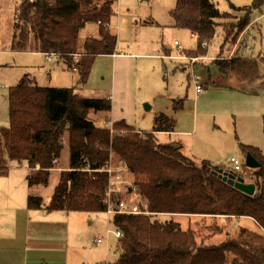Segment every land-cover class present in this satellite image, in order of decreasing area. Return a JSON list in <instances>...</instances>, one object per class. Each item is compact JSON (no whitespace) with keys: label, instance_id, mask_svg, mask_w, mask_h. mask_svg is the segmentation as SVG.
<instances>
[{"label":"trees","instance_id":"1","mask_svg":"<svg viewBox=\"0 0 264 264\" xmlns=\"http://www.w3.org/2000/svg\"><path fill=\"white\" fill-rule=\"evenodd\" d=\"M21 1L9 45L1 50L49 54V58L44 57H56L67 70L78 74L76 85L71 87L39 86L24 76L9 88V123L0 128V176L7 174L6 158L19 165L27 163V208L105 214L109 174L104 170L125 167L132 179L128 193L134 190L152 214L113 216V227L122 233L115 242L113 264H264V153L238 141L244 157L251 155L259 167L249 168L243 161L240 171L235 172L228 165H213L208 160L197 165L179 147L160 143L158 133L175 131L177 119L173 115L159 113L149 131L136 130L123 119L110 122V126L94 125L88 118L90 111L109 112L111 98L106 93L84 97L80 92L94 59L115 53L117 38L109 25L117 0ZM258 5V1L243 9L231 5L244 15L229 23L231 38L225 40H231L235 50L216 62L222 77L234 76L251 84L262 79L264 53L244 55L245 40L241 37L237 42L251 22V10ZM226 15L213 0H176L170 11L174 28L196 36L197 46L188 52L194 57L206 53L202 46L214 37L217 19ZM90 23L97 25L96 37L82 33ZM173 102L175 114L182 109L183 99ZM262 130L264 136V112ZM66 146L68 166L61 169L57 164ZM54 169L59 173L58 181L44 203L30 191L47 186ZM218 170L235 172L255 185V193L248 195L228 185L213 174ZM159 214L201 216L203 221L217 216L249 217L261 233L241 227L238 238L226 232L227 239L207 244L204 237L190 228L183 230L172 219L160 221Z\"/></svg>","mask_w":264,"mask_h":264},{"label":"rangeland","instance_id":"2","mask_svg":"<svg viewBox=\"0 0 264 264\" xmlns=\"http://www.w3.org/2000/svg\"><path fill=\"white\" fill-rule=\"evenodd\" d=\"M213 1L217 4L218 8L227 15L217 19L214 37L206 43V45L202 46L206 49V53L200 54L201 57H193L185 51L180 54L182 56L186 55L185 57L189 59L190 64L194 65L195 70H200V68L206 70L207 67L210 66L209 69L211 74L216 72V62H220L224 55L227 57L231 56L235 50V47L232 50V46L235 44H233L231 40H225L226 37L231 38V35L228 36L230 30L229 23L232 21L236 22L237 19L244 15V11L240 9L250 6L257 1L259 5L251 10V22L245 28V30L247 29L245 33L247 38H245V40H249V45L252 49L244 51L243 54L254 57L259 52L264 53V0ZM175 3L176 0H117L114 6V14L111 17L109 25L110 32L117 38L115 51L125 54L132 53L135 55L126 58L98 56L94 59L90 76L85 87L80 92V95L91 97L106 93L110 95L111 98V110L109 112L90 111L88 118L94 125L98 127L110 126L112 120L117 121L123 119L138 129L149 131L153 126L154 113L159 112L158 110L166 112L167 114L173 113L171 105H169V99L171 97L183 99V103L186 104L189 102L188 105L190 104L188 99L192 98L193 85L190 79L192 70L188 63L177 59L166 58L160 60L150 56H143L160 54L162 53L163 46L167 49H171V55H174L179 50L182 51L189 47L193 49L197 46V40L191 37L188 30L169 27V25L173 23L170 11L174 8ZM21 4V0H0V50L3 44H7L9 41H2L1 36L6 30L9 31L8 27L9 29L10 27L13 29L15 11ZM231 5L240 7V9H234ZM252 18L255 19L257 23L256 26L252 24ZM146 22H148V24H146ZM154 22L158 23V25ZM251 26L253 29L248 32ZM96 27L97 25L90 23L86 25L82 33L86 35L88 32L89 34L92 33L97 36ZM174 41L179 44V47L174 45ZM245 45L247 44L244 42V46ZM80 47H82L81 43ZM231 50L232 52L230 53ZM207 54L209 57H213V60H207ZM192 58L195 59V61L192 62ZM55 59L56 57L46 60L44 55L40 52L17 54L16 52L8 50L0 51V128L7 127L9 123V88L17 84L22 77L27 76L33 79L39 86L71 87L76 85V75L63 71L62 67ZM260 72L262 74V79L251 85H247L245 82L237 83L239 81L232 82L237 93L230 96L233 106L230 107V110L235 113L238 120L240 119L238 116L239 109H241L240 107L245 103V97L242 93L250 95L249 92L255 89L258 94L262 91L261 93L264 97V63L260 66ZM120 74L125 77L122 79ZM188 81L191 86H189ZM207 92L208 89L201 93L203 98H208V95H206ZM263 97H261V102L263 101ZM209 98L211 102H216L217 104L227 100L226 98H222L220 93H211ZM145 105H148L150 109L147 110ZM251 109H254V107H247L248 112ZM196 111L198 113L202 110L197 107ZM207 111H210L209 116H203L207 129L199 131L198 133H206L207 131L212 134L213 130H215L213 128L212 113L215 112L214 121L215 119H219V117L217 116L216 110L207 109ZM199 118L200 114H197L196 120H198V122ZM233 125V120L228 123L227 135L229 137H227V139H229V142H227V144L229 145L220 149L219 156H217L216 153L211 154L212 159H219L221 162L219 165L229 166L227 159L231 155H234L241 163L243 161L245 162V157L238 146V136L235 133ZM158 137L162 144H169L168 142L172 140V138L166 134H162ZM207 138L213 141L214 135ZM176 141H178V139ZM199 146L204 147V145L201 144H199ZM232 151L235 153L232 154ZM223 153L227 154L228 157L226 159ZM68 156L69 151L66 146L63 149L60 162L57 164L58 168L62 169L68 166ZM4 163L8 167V171L6 175L0 176V212L2 216L11 213L13 218L17 219L21 217L22 210L26 209L25 199L26 193L29 192V187L25 177L29 168L25 162L19 165L17 161L8 158L5 159ZM198 164L199 163H197V165ZM110 167L114 170H121L123 168L119 166ZM58 176V171L55 169L52 170L48 185L34 187L30 191V194L42 197L44 203H47L57 184ZM120 176L121 179L118 186L121 198L145 204L146 201L140 199L134 191L128 193V188H130L132 184L131 175L124 169V171L120 173ZM242 179L244 180V178ZM244 182L248 183V181L245 180ZM86 215L92 216V218L82 215L83 217L79 228L81 229L79 231L81 240L83 241L84 250L82 254L85 264H97L95 262L97 259H102V262H99V264H105V262L103 263L104 260L106 263L113 264L117 257L115 249L116 240L114 237L110 235L109 251H107L103 244L95 246L93 242L94 237H104L103 233L107 228L108 222L106 215L103 213H86ZM157 217L160 221L172 219L178 222L183 230L189 228L194 230L196 234H198V237L205 238L204 242L207 244L227 239L225 233H229L234 226H237V222L225 220L227 218L215 222L213 220L203 221L200 217L191 218L177 215L159 214ZM221 217L231 218L234 216ZM90 221H93V223H90ZM252 221L244 219L239 220L241 225L238 224L237 230L231 234L232 238H238L241 227L252 232L261 233L260 227L253 221L255 225ZM108 227L111 231L114 230L112 225ZM198 241H200V238H198ZM96 247H99V249H96ZM86 252L94 253V257H87L85 255Z\"/></svg>","mask_w":264,"mask_h":264},{"label":"crops","instance_id":"3","mask_svg":"<svg viewBox=\"0 0 264 264\" xmlns=\"http://www.w3.org/2000/svg\"><path fill=\"white\" fill-rule=\"evenodd\" d=\"M154 23L158 25V23L156 22ZM252 24L254 26L257 25L254 18H252ZM169 27H173V23L170 24ZM252 29L253 27L251 26L248 29L249 30L248 32H250ZM8 30L9 31L6 30V32H4L3 35L1 36L2 41L9 40L10 37L12 36L13 33L12 27H10V29L8 27ZM246 30L244 31V33L242 32L240 34L237 42L240 40L241 37L244 40L245 38H247L245 34ZM190 34L191 37H193V39L195 40L196 36L192 33ZM86 36L94 37L96 35H93L92 33L89 34L87 32ZM176 43L177 42L174 41V45L179 47V44ZM245 43L250 47L249 40H245ZM3 46H7V44L6 45L3 44ZM232 47L233 50L235 45H233ZM193 49L189 47L187 49H183L182 51L179 50L174 55H171L170 53L171 49H167L166 47L163 46L162 53L160 54L143 55V56H150L152 58H157L160 60H164L168 58V59H177L179 61H186L190 66L192 73L199 76L200 80L205 85L204 90L208 89V92L206 93V95H208L207 96L208 98L206 97L203 98L201 93H203L204 90L201 93H196L194 86L192 87L193 88L192 98L188 99L190 101V104L188 105L189 102H187L186 104L183 103L182 109H180L177 113L168 114V115H173L177 119V125L175 131L172 133H158L157 134L158 141L160 142L158 136L162 134H166L170 136V138H172V140L169 141L168 143L177 145V147L180 148V151L185 156L190 157L196 163H200L202 160H208L213 165H219L221 164L219 159L218 160L212 159L211 154L216 153L217 156H219V152L221 151L220 149L229 145L227 144V142H229V139H227V137H229L227 135V129H228V123L233 120L234 121L233 128L238 136V141L242 144L255 146L264 153V136L262 137V113L264 112V97L262 96L261 93L262 91H260L258 94V92H256V90L254 89L249 92L250 95H246L245 93H242L243 96L245 97V103L243 106L240 107L241 109H239L240 114L238 113V116L240 117V119L238 120L236 118L235 113H233V111L230 110L231 109L230 107L232 106L230 96L234 93H237L232 85L233 84L232 82L239 81L237 83H240L242 81L234 76L222 77L219 74L218 68H216V72L214 74H211L209 69L210 66H208L206 70L204 68H200V70L199 69L195 70L194 65L190 64L189 59L185 57L186 55L185 56L180 55L181 53H184V51L189 52ZM232 50L230 51V53L232 52ZM246 50L247 49H245L244 51ZM0 51L2 52V50ZM11 52H16L17 54L34 53V51H21V52L11 51ZM133 55L135 54L132 53L125 54L115 51V53L112 55H102V56L126 58V57H132ZM206 57H208L207 60H213L212 59L213 57H209L208 54L206 55ZM46 60H50V59H46ZM55 60L62 67L63 71L73 73L76 75V80H75L76 83L78 79L77 72L67 70L60 61H58L57 59ZM216 67H217V63H216ZM120 76L122 79L125 77L124 75L121 74ZM245 83L247 85H251V83L248 82ZM188 84L189 86H191L189 81ZM211 93H215V94L220 93L221 97L226 98L227 100L218 104L216 102H211L210 101L211 99L209 98V95H211ZM259 95L263 97L262 102H261L262 98ZM177 99L179 98L175 99L174 97H171L169 99V105H171V108L174 106L173 101ZM249 106L254 107V109H251L248 112L247 107ZM145 107L147 110L150 109L148 105H145ZM197 107L199 109L201 108L202 111L197 113L196 111ZM207 109H212L213 111L216 110L217 116L219 117V119L217 120L215 119L214 121L215 112L212 113L213 128L215 130H213L212 134L208 133L207 131L206 133L203 132L198 133L199 131H204L207 129V126L203 118L204 115L209 116L210 111H207ZM158 111L159 112L154 113L153 119L159 113L167 114L166 112L160 110ZM197 114H200L199 122L198 120H196ZM113 121L114 120H112L111 122ZM134 128L138 129L136 127ZM138 130L145 131L143 129H138ZM212 135H214L213 141L208 140L207 137ZM176 137L178 141H176L177 140ZM199 144L204 145V147L199 146ZM234 153L235 152L232 151V154ZM224 157L225 159L228 157L226 153L224 154ZM229 158H236V157L234 155H231ZM238 161L240 162V160ZM27 195L28 192L26 193V199H27ZM82 215L92 218V216H88L86 215V213L63 212V211L48 212L43 209L30 210L27 208V205H26V209L22 210L21 217H18L17 219L13 218L11 213H9L6 216H2V213L0 212V264H85L82 254L84 250L83 241L81 240V234L79 231L81 230L79 228L83 217ZM177 216H187L191 218L197 217V216H188V215H177ZM224 218L227 217H219V216L207 217V219L205 220H213L215 222H219L221 221V219ZM242 219L252 221L248 217H243V218L231 217L225 219V220H233L234 222H237V226H234L230 230V233H234L237 230L238 224L241 225L239 223V220ZM91 222L93 223V221H90V223ZM114 239L117 240L115 237ZM94 245L97 246L102 244H96L94 242ZM103 245L106 248L105 244ZM96 249H99V247H96ZM106 249L107 251H109V243ZM85 255L89 258L94 257V253L92 252H86ZM97 260L95 261L97 264H99V262H102V259H100L99 261ZM104 262L105 264H109L108 262L106 263L105 260L103 261V263Z\"/></svg>","mask_w":264,"mask_h":264},{"label":"built area","instance_id":"4","mask_svg":"<svg viewBox=\"0 0 264 264\" xmlns=\"http://www.w3.org/2000/svg\"><path fill=\"white\" fill-rule=\"evenodd\" d=\"M245 47L247 50H251V47H249L248 45H245ZM44 56L46 58H49L50 55L45 54ZM193 61H195V59L192 58V62ZM190 79L194 86L195 92L201 93L204 90L205 85L200 80V77L191 73ZM227 162L235 172L240 171L241 164L236 158H229ZM124 169L125 167H123L121 170L119 169L114 170L111 167H108L106 170H104L109 174V183L106 194V210H105V215L107 217L108 222H107V228L105 229L104 232V237L94 238V242L96 244H105L106 248L108 247L110 235H113L116 239L122 237V233L119 230L114 228V230L111 231L110 228L108 227L109 225H112L113 216L152 214L151 212L148 211L147 202L145 204H143L142 202L136 203L132 200H124L121 198V196L120 198L114 199L113 194L120 195L118 184L120 183V179H121L120 173L124 171ZM128 191H130V188H128Z\"/></svg>","mask_w":264,"mask_h":264},{"label":"water","instance_id":"5","mask_svg":"<svg viewBox=\"0 0 264 264\" xmlns=\"http://www.w3.org/2000/svg\"><path fill=\"white\" fill-rule=\"evenodd\" d=\"M173 147H177V145H173ZM245 165L249 168L256 169L259 167V164L255 161V159L247 154L245 156ZM214 175H217L222 181L226 182L228 185L233 186L235 189L248 194L253 195L255 193V185L252 183L244 182L242 177L238 176L235 172L229 170H218L213 172Z\"/></svg>","mask_w":264,"mask_h":264}]
</instances>
